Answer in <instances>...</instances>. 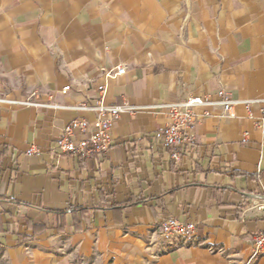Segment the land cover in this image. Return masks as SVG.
<instances>
[{
  "label": "crops",
  "instance_id": "crops-1",
  "mask_svg": "<svg viewBox=\"0 0 264 264\" xmlns=\"http://www.w3.org/2000/svg\"><path fill=\"white\" fill-rule=\"evenodd\" d=\"M221 89L254 101L251 117L197 110L172 160L155 138L163 106ZM0 99V264L248 261L264 230V0H0ZM100 100L135 112L109 151L60 154L68 123L94 124L74 107ZM168 218L196 235L164 240Z\"/></svg>",
  "mask_w": 264,
  "mask_h": 264
},
{
  "label": "built area",
  "instance_id": "built-area-1",
  "mask_svg": "<svg viewBox=\"0 0 264 264\" xmlns=\"http://www.w3.org/2000/svg\"><path fill=\"white\" fill-rule=\"evenodd\" d=\"M125 70L119 66L107 73L114 78L124 74ZM69 87L63 88L61 93L69 91ZM0 102L2 100L0 99ZM254 101L240 102L233 100L231 95L221 89L216 94H204L201 96L189 95L184 100L172 104L164 105L166 111L167 123L156 132L155 138L161 145L169 150L170 158L174 161L180 159L181 150L189 146L193 141L192 128L200 122V117L196 114L197 110H203L206 106H219L220 116L231 119L235 116L234 111L238 105H242L251 117V105ZM25 106H36L32 102L21 103ZM76 110H93L96 114L93 127L85 119H74L68 123L62 130L56 141V150L60 154L76 156L84 161H90L107 153L112 144V128L114 122L120 114L128 113L133 115L135 112L127 106H107L102 100L98 101L94 107L85 103L74 107ZM264 115V107L260 109ZM210 112L203 110L201 118L209 116ZM263 140L261 146H264V128L259 126ZM85 135L83 138L82 136ZM247 136V134H244ZM26 155H38L40 149L30 146L26 150ZM160 236L164 240L173 238H191L196 235V224L192 222H182L175 218H168L161 222L159 226ZM264 254V230L257 232L253 239L251 255L245 264H253L261 255Z\"/></svg>",
  "mask_w": 264,
  "mask_h": 264
}]
</instances>
